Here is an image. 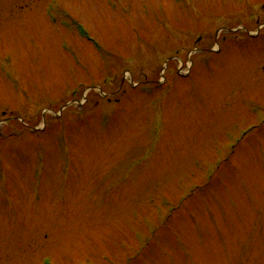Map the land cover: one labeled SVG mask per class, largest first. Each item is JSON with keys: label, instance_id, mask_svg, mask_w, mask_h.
<instances>
[{"label": "rangeland", "instance_id": "1", "mask_svg": "<svg viewBox=\"0 0 264 264\" xmlns=\"http://www.w3.org/2000/svg\"><path fill=\"white\" fill-rule=\"evenodd\" d=\"M0 122V264H264V0H0Z\"/></svg>", "mask_w": 264, "mask_h": 264}]
</instances>
